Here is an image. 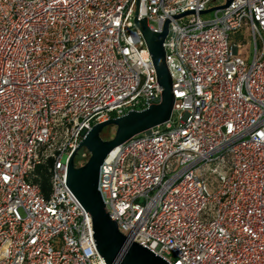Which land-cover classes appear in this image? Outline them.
Returning a JSON list of instances; mask_svg holds the SVG:
<instances>
[{"label":"built area","instance_id":"built-area-1","mask_svg":"<svg viewBox=\"0 0 264 264\" xmlns=\"http://www.w3.org/2000/svg\"><path fill=\"white\" fill-rule=\"evenodd\" d=\"M226 1L0 0V264H104L66 165L92 126L160 101L135 17L171 19L174 103L104 158L107 214L169 264H264V0L202 18Z\"/></svg>","mask_w":264,"mask_h":264},{"label":"water","instance_id":"water-1","mask_svg":"<svg viewBox=\"0 0 264 264\" xmlns=\"http://www.w3.org/2000/svg\"><path fill=\"white\" fill-rule=\"evenodd\" d=\"M230 1L227 0L224 5L208 9L202 14L214 9H223ZM169 21L170 18L165 19L160 32H153L149 30L145 17H140L139 20L134 18L135 26L145 41L155 70L156 82L160 88L159 103L151 104L142 110L128 111L119 117L92 126L83 133L81 142L67 161L64 185L88 213L94 245L104 264H169L147 247L129 240L118 230L116 223L107 214L98 190L99 170L106 155L131 137L165 123L171 116L174 97L163 49ZM107 126L114 128V134L112 138L104 140L100 134ZM80 150H85L88 157L82 165L77 166L75 158Z\"/></svg>","mask_w":264,"mask_h":264},{"label":"rangeland","instance_id":"rangeland-1","mask_svg":"<svg viewBox=\"0 0 264 264\" xmlns=\"http://www.w3.org/2000/svg\"><path fill=\"white\" fill-rule=\"evenodd\" d=\"M212 17H213V13L212 12H209V13H206V14L202 15V18L203 19H210ZM244 35H245V39H246V44L239 43V47L241 48V51H244L245 49H247L248 47H250V52L249 53L252 55L253 46H252V43H250L249 32H247V31L244 32ZM113 134H114V128L111 127V126H107V127H105L102 130V132H101L100 135H101V138L104 137V136H108V139H110V138H112ZM82 163H84V161H82Z\"/></svg>","mask_w":264,"mask_h":264},{"label":"trees","instance_id":"trees-1","mask_svg":"<svg viewBox=\"0 0 264 264\" xmlns=\"http://www.w3.org/2000/svg\"><path fill=\"white\" fill-rule=\"evenodd\" d=\"M102 139L107 140L108 136H104L102 137ZM80 161L79 156L76 157L75 159V163L78 164ZM48 166V164H47ZM39 178L36 180L38 182V184L40 185L41 189L47 193L48 192V187H49V178H48V174L46 171V167L45 166H40L36 169L35 172Z\"/></svg>","mask_w":264,"mask_h":264}]
</instances>
